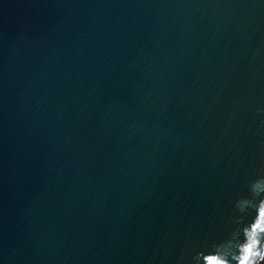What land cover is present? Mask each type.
Wrapping results in <instances>:
<instances>
[{"label":"water","instance_id":"obj_1","mask_svg":"<svg viewBox=\"0 0 264 264\" xmlns=\"http://www.w3.org/2000/svg\"><path fill=\"white\" fill-rule=\"evenodd\" d=\"M258 109L264 0H0V264H188Z\"/></svg>","mask_w":264,"mask_h":264},{"label":"clouds","instance_id":"obj_2","mask_svg":"<svg viewBox=\"0 0 264 264\" xmlns=\"http://www.w3.org/2000/svg\"><path fill=\"white\" fill-rule=\"evenodd\" d=\"M233 208L236 215L227 234L189 252L188 264H264V167L256 170Z\"/></svg>","mask_w":264,"mask_h":264}]
</instances>
